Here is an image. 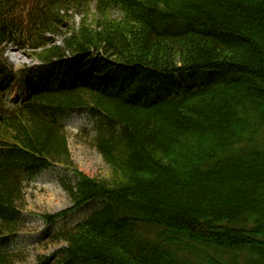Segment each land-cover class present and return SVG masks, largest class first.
I'll return each instance as SVG.
<instances>
[{"label": "trees", "instance_id": "1", "mask_svg": "<svg viewBox=\"0 0 264 264\" xmlns=\"http://www.w3.org/2000/svg\"><path fill=\"white\" fill-rule=\"evenodd\" d=\"M9 46L41 65L15 73ZM75 113L112 176L62 182L89 213L48 263L264 264V0H0V264L25 183L72 167Z\"/></svg>", "mask_w": 264, "mask_h": 264}, {"label": "rangeland", "instance_id": "2", "mask_svg": "<svg viewBox=\"0 0 264 264\" xmlns=\"http://www.w3.org/2000/svg\"><path fill=\"white\" fill-rule=\"evenodd\" d=\"M89 15V18L94 20L95 12ZM118 17V14H113V18ZM78 22L79 18L74 17L69 22L70 28L76 29ZM65 32L63 29L60 36H55V43L49 47L53 44L63 45ZM41 52V50L23 52L9 46L5 51V58L17 71L28 70L41 64L39 58ZM18 94L19 87L15 85L10 99L16 100ZM65 129L72 167L68 169L59 164L55 165L25 183V201L20 208L23 227L12 246L6 249L15 255L12 264H55L54 261L48 263L47 260L67 247L65 241L53 237L55 233L64 225L74 226L88 215V206L70 212L74 204L63 189L62 182L75 185L77 183L75 174L97 181H111V170L94 147L95 120L89 119L85 114H73L66 119ZM58 215L65 216L52 226L47 224L45 216Z\"/></svg>", "mask_w": 264, "mask_h": 264}]
</instances>
